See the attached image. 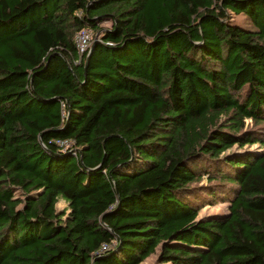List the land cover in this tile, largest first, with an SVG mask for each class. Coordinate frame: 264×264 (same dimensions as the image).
Instances as JSON below:
<instances>
[{"label": "trees", "instance_id": "trees-1", "mask_svg": "<svg viewBox=\"0 0 264 264\" xmlns=\"http://www.w3.org/2000/svg\"><path fill=\"white\" fill-rule=\"evenodd\" d=\"M156 252L264 264V0H0V264Z\"/></svg>", "mask_w": 264, "mask_h": 264}, {"label": "rangeland", "instance_id": "rangeland-1", "mask_svg": "<svg viewBox=\"0 0 264 264\" xmlns=\"http://www.w3.org/2000/svg\"><path fill=\"white\" fill-rule=\"evenodd\" d=\"M232 22L237 24V25H241L244 28H249L247 22L245 21V19L242 16H233L232 15ZM102 26L109 28L110 24L105 22L102 24ZM248 122L249 121H246V123H248ZM243 149L258 150V145H252L250 147L245 146ZM230 151L240 152V150L237 147L232 148ZM204 182H202V183H204ZM65 209H66V204L63 201H59V203L57 204V210L61 212ZM227 213H228V205L227 204H218V205L213 206V207L208 206V207L203 208L199 212L198 219L211 217V216H223V215H227ZM157 253L158 252H156L155 255L148 258L143 264H155Z\"/></svg>", "mask_w": 264, "mask_h": 264}, {"label": "built area", "instance_id": "built-area-1", "mask_svg": "<svg viewBox=\"0 0 264 264\" xmlns=\"http://www.w3.org/2000/svg\"><path fill=\"white\" fill-rule=\"evenodd\" d=\"M92 43H93V32L90 29L82 30L76 38V46L80 54L84 53L91 46ZM108 45H111V44H108ZM57 144L60 146V148L64 152L69 151V150L75 152L73 148L74 144L72 141L62 140V141H58ZM106 250H108V247L103 246L102 251H106Z\"/></svg>", "mask_w": 264, "mask_h": 264}, {"label": "crops", "instance_id": "crops-1", "mask_svg": "<svg viewBox=\"0 0 264 264\" xmlns=\"http://www.w3.org/2000/svg\"><path fill=\"white\" fill-rule=\"evenodd\" d=\"M59 201H63V200H59ZM64 202V201H63ZM59 203V202H58ZM65 203V202H64ZM66 204V203H65ZM66 206H67V204H66Z\"/></svg>", "mask_w": 264, "mask_h": 264}, {"label": "water", "instance_id": "water-1", "mask_svg": "<svg viewBox=\"0 0 264 264\" xmlns=\"http://www.w3.org/2000/svg\"><path fill=\"white\" fill-rule=\"evenodd\" d=\"M94 43V42H93ZM92 47V46H91ZM90 51H91V48H90Z\"/></svg>", "mask_w": 264, "mask_h": 264}]
</instances>
